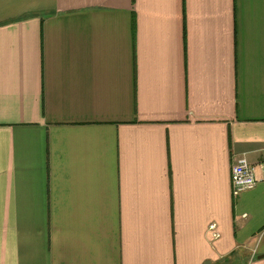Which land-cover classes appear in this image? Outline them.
Listing matches in <instances>:
<instances>
[{
	"label": "crops",
	"instance_id": "0c3cea01",
	"mask_svg": "<svg viewBox=\"0 0 264 264\" xmlns=\"http://www.w3.org/2000/svg\"><path fill=\"white\" fill-rule=\"evenodd\" d=\"M241 156L264 0H0V264H264Z\"/></svg>",
	"mask_w": 264,
	"mask_h": 264
},
{
	"label": "built area",
	"instance_id": "2783aa9c",
	"mask_svg": "<svg viewBox=\"0 0 264 264\" xmlns=\"http://www.w3.org/2000/svg\"><path fill=\"white\" fill-rule=\"evenodd\" d=\"M258 173L264 174V159L256 164L248 162L245 156L239 157L231 167L230 186L233 197H238L243 192L254 188L263 178L258 177ZM209 232L213 240H217L220 235L216 232V226L211 225Z\"/></svg>",
	"mask_w": 264,
	"mask_h": 264
},
{
	"label": "water",
	"instance_id": "95a60500",
	"mask_svg": "<svg viewBox=\"0 0 264 264\" xmlns=\"http://www.w3.org/2000/svg\"><path fill=\"white\" fill-rule=\"evenodd\" d=\"M259 257H262V256H259Z\"/></svg>",
	"mask_w": 264,
	"mask_h": 264
}]
</instances>
